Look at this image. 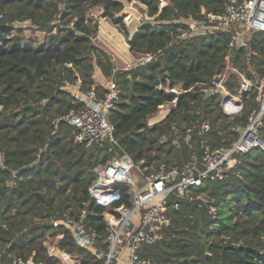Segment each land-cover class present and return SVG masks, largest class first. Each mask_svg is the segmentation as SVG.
Masks as SVG:
<instances>
[{
  "label": "trees",
  "instance_id": "obj_1",
  "mask_svg": "<svg viewBox=\"0 0 264 264\" xmlns=\"http://www.w3.org/2000/svg\"><path fill=\"white\" fill-rule=\"evenodd\" d=\"M132 1L147 7L154 26L140 28L129 41L130 52L134 58L151 53L154 60L114 73L111 56L95 39L101 18L129 39L124 17H117L124 11L121 0H0V150L8 165L0 170L4 264L32 256L57 264L44 242L59 234L65 235L60 248L83 264H104L94 251L78 248L67 230L52 225L65 213L75 217L86 211L88 228L107 235L105 214L112 208L95 204L89 195L96 170L123 155L143 162L148 171L162 164L183 168L196 154L201 157V141L218 148L237 140L232 128L246 124L258 107L247 102L241 115L229 117L217 95L202 93L226 67L229 34L172 44L185 17L202 10L221 13L228 0H166L162 9L160 0ZM26 23L45 34L43 42L23 35L18 26ZM250 45L251 56L235 49L230 63L249 77L253 72L264 77V34H254ZM114 74L121 96L109 119L117 143L88 149L75 143L73 127L55 121L84 107L74 88L96 87L103 94ZM237 76H231L232 91ZM165 105H172L169 115L149 126ZM205 123L210 132L202 134ZM260 135L264 141V119ZM195 192L214 200L216 217L200 203L177 200L180 208L173 211L171 225L160 241L145 246L143 256L160 264H264V152L252 150L226 180L206 182Z\"/></svg>",
  "mask_w": 264,
  "mask_h": 264
},
{
  "label": "built area",
  "instance_id": "obj_2",
  "mask_svg": "<svg viewBox=\"0 0 264 264\" xmlns=\"http://www.w3.org/2000/svg\"><path fill=\"white\" fill-rule=\"evenodd\" d=\"M166 5V0H160L161 9ZM123 15L121 13L117 17ZM145 18L151 20L154 26V18L148 15ZM181 23L183 27L172 34V44L217 34L230 36L226 67L214 76L210 84L204 85L202 93L208 95L212 92L217 95L223 113L229 117L241 115L247 102H257L258 107L252 110L246 124L237 123L232 128L239 134L237 140L218 148L211 147L207 141H201V157L196 154L183 168L162 164L159 169L148 171L143 162L137 163L130 156L123 155L96 170L89 195L95 204L106 209L112 208L105 214L107 235L88 228L86 219L89 215L86 211L75 217L65 213L53 219L52 225L67 230L78 248L94 251L97 260L105 261L104 264H160L144 257L143 252L145 246L154 245L162 239L164 229L172 223L173 211L180 208L177 200L200 203L208 207L209 214L215 218L217 209L214 200L207 194H197L195 190L202 188L206 182L226 180L252 150L260 149L264 152V141L260 135L264 119V77L257 72L249 77L230 63L231 52L235 49H244L251 56L252 36L256 33L264 34V0H228L221 13L202 10L185 17ZM153 60L154 56L146 53L134 58L132 67L145 66ZM117 71L115 69L114 73ZM234 74H238L237 86L232 91L229 84ZM104 87L105 93L101 94L96 87L84 92L78 86L73 95L84 107L55 121L56 124L64 122L73 127L75 141L88 149L105 142L117 143L114 137L116 128L109 119L121 96L115 74ZM170 112L168 105L162 106L159 113L150 119L149 126L161 122ZM196 129H189L188 133ZM200 132H210V123H205ZM0 170H8L6 157L1 150ZM10 185L13 186L14 182ZM123 191L127 192L128 204L123 200ZM64 236L59 234L56 241L44 242L48 255L57 259V264H83L81 259L60 248L59 241ZM0 264H4L1 257ZM8 264L46 263L32 256L13 257Z\"/></svg>",
  "mask_w": 264,
  "mask_h": 264
},
{
  "label": "crops",
  "instance_id": "obj_3",
  "mask_svg": "<svg viewBox=\"0 0 264 264\" xmlns=\"http://www.w3.org/2000/svg\"><path fill=\"white\" fill-rule=\"evenodd\" d=\"M121 2L124 4V11L122 12L123 14H126L124 17V21L128 23L127 29L130 37V41L133 39L134 35L139 32L140 28L143 26V17L142 14L138 15L135 13V11H131L130 9L137 8L140 10L141 13L144 15H148V9L145 5L137 2V1H132L130 0H121ZM132 7V8H131ZM136 10V9H134ZM131 11V12H130ZM101 15V11L99 12V16ZM127 16V17H126ZM149 16V15H148ZM150 18V17H149ZM130 19H134L132 24L133 26L129 25ZM146 20V19H145ZM154 20V19H153ZM147 21H151L147 19ZM118 25H115L112 21L101 18L100 19V27H99V34L96 39V44L102 48L105 52H107L111 57H113L114 62H118L120 66H123L124 63H128L127 60H130V70L134 67L133 65V60L134 57L132 56L130 52V45L126 41V38L124 37L123 34H121L118 30ZM125 46L127 47H124ZM127 54V55H126ZM118 71L119 70H129L126 68L119 69L116 68ZM96 83L99 85L100 83L99 78L97 79ZM75 88L73 89V91ZM75 132V131H74ZM74 141H75V134H74ZM75 143H77L75 141Z\"/></svg>",
  "mask_w": 264,
  "mask_h": 264
},
{
  "label": "rangeland",
  "instance_id": "obj_4",
  "mask_svg": "<svg viewBox=\"0 0 264 264\" xmlns=\"http://www.w3.org/2000/svg\"><path fill=\"white\" fill-rule=\"evenodd\" d=\"M132 8V7H131ZM134 9H136V10H134ZM133 10L132 9H130L131 11H135V13L136 14H138V15H140V14H142V17H143V21L146 19L145 18V16L146 15H144L143 13H141L140 12V10H138L137 8H134ZM130 11V12H131ZM125 15L126 14H124L123 15V17H125ZM127 17V16H126ZM149 17V16H148ZM151 18V17H150ZM134 19H130V22H129V25L130 26H133L132 24H134L133 22L135 21H133ZM153 20V19H152ZM154 22V21H153ZM125 24L126 25H128V23L125 21ZM20 26H22L21 27V29H23V35L24 36H26V37H30L31 39H37L38 41H40V42H43L44 41V39H45V34L44 33H41V32H35L34 30H31V27L28 25V24H22V25H19L18 27L20 28ZM128 28V27H127ZM118 30H119V32L121 33V34H123V32H121V28L120 27H118ZM127 31H128V29H127ZM124 35V37L126 38V36H125V34H123ZM126 41L128 42V44H129V41H130V37H129V39H127L126 38ZM124 47H127V46H125V44H124ZM130 48V47H129ZM127 55V54H126ZM112 58V60H113V62H114V59H113V57H111ZM129 61V62H128ZM127 62L128 63H124V65L123 66H120L119 65V63L118 62H114V65H115V69L116 68H119V69H123V68H126V69H129L130 70V60H127ZM178 91L180 92V90L179 89H176V91L175 92H177L178 93ZM170 108H172V106H170V105H168ZM168 108V107H167ZM159 113V112H158ZM157 122H159V120H156ZM194 146L196 147L197 146V143L196 144H194Z\"/></svg>",
  "mask_w": 264,
  "mask_h": 264
},
{
  "label": "water",
  "instance_id": "obj_5",
  "mask_svg": "<svg viewBox=\"0 0 264 264\" xmlns=\"http://www.w3.org/2000/svg\"><path fill=\"white\" fill-rule=\"evenodd\" d=\"M143 26L152 27L153 26V23L151 21L144 20L143 21ZM211 96H213V94H212V92H209V94L207 95V97H211Z\"/></svg>",
  "mask_w": 264,
  "mask_h": 264
}]
</instances>
